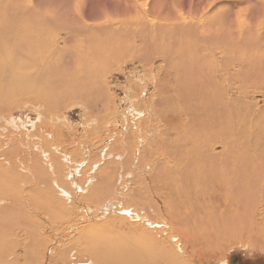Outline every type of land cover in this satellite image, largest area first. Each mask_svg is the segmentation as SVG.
<instances>
[{
  "label": "bare ground",
  "instance_id": "6f19581e",
  "mask_svg": "<svg viewBox=\"0 0 264 264\" xmlns=\"http://www.w3.org/2000/svg\"><path fill=\"white\" fill-rule=\"evenodd\" d=\"M23 8L27 7L17 5L0 11V16L4 13L0 18V55L14 52L16 58L14 63L10 59L0 61V111L17 109V100L43 102L47 110L60 101L84 103L91 96L101 101L104 85L99 80L96 88L90 87L95 75L91 62L94 56L73 47V51L63 54V48L54 46L57 28L42 17L41 10L33 6L32 12L26 13ZM92 16L97 18L95 14ZM167 23L177 26L162 29V39L156 37L145 45L151 50L156 47L152 52L163 56L168 66L154 72L157 81L153 96L146 102L129 101L127 107L130 121L141 112L153 119L157 116L160 142L156 144L151 139V145L146 142L139 167L135 165L130 173L122 172L119 181L113 171L117 167L115 160L111 168H107L105 161L104 166H90L106 152H99L87 165L71 170L74 183L70 185L77 187L79 193H85L81 187L84 180L88 181L86 186L92 181L89 191L96 196L89 198L88 203L109 201L104 215L125 216L118 221L105 216L79 228V245L70 252L55 250L50 257L54 263L189 264L193 256L204 250L246 240L256 242V236L264 233V44L254 35L250 22L245 25L243 21L205 16L198 23L188 19L182 26L174 21ZM145 31L140 30V39L145 38ZM77 34L69 30L66 41H73L82 49L85 40L82 35V41L79 40ZM85 35L102 39L95 29ZM37 36L43 38L40 46L35 43ZM184 42H189L192 52H183ZM129 48L116 51L121 57ZM38 57L43 61L47 58L48 67L39 63L28 72L26 64ZM69 57L75 64L74 71L66 75L57 72L60 63ZM168 58H176L177 64L174 66L173 62L172 69ZM257 92L261 98H248ZM89 109L93 111V105ZM145 118L146 123L144 120L140 125L146 128L149 120ZM136 127L121 133L122 137L136 134ZM79 139L81 143L82 137ZM156 149L159 152L154 157ZM133 153L130 150L126 156ZM5 174L6 171H0V181ZM5 176L13 179L16 186L14 177ZM38 178L35 175L34 180ZM66 182L58 176L56 185ZM66 189L60 194L66 196ZM21 194L14 197L20 198ZM23 194L34 208L31 195ZM8 209L16 206L0 199V228L6 227L2 219L12 216ZM25 221L22 229L41 246L44 238L31 233L26 224L34 223ZM3 235L0 230L1 249L8 245L2 241ZM35 249L31 243L32 256L36 255Z\"/></svg>",
  "mask_w": 264,
  "mask_h": 264
},
{
  "label": "rangeland",
  "instance_id": "374dc122",
  "mask_svg": "<svg viewBox=\"0 0 264 264\" xmlns=\"http://www.w3.org/2000/svg\"><path fill=\"white\" fill-rule=\"evenodd\" d=\"M17 5L27 7L23 8L26 13H31L33 6L42 11V17L57 28L54 46L63 48V54L76 48L93 55L91 62L95 67V75L90 87L96 88L99 80L104 85L105 93H100L101 101L93 96L84 100V103L74 100L70 103L60 101L52 110H47L43 102L34 101L31 104L17 100V109L0 111V171H6L5 175L9 174L17 182L13 186V179H7L5 175L0 181L3 189L0 199L16 206V209H8L12 213L11 217L2 219L6 224V227L0 228L4 234L2 241L8 245L5 249L0 247V264H58L50 258L54 251L75 249L81 242L78 240V229L104 219L106 215L103 213L109 204L106 200L94 205L88 203L89 198L96 196L89 191L92 181L86 186L88 181L84 180L81 187L85 193H79L77 187L70 185L74 183L71 170L76 166L87 165L99 152H106L90 166H100L105 161L107 168H111L115 160L117 167L113 171L119 181L122 172L130 173L135 165L139 167L141 151L146 142L150 145V139L156 144L160 142L156 115L153 119L150 114L144 115L141 112L130 121L127 111L129 101L146 102L149 96H153L157 81L154 72L159 69L162 71L168 66L163 56L152 52L157 50L156 47L151 50L145 44H150L156 37L162 39V29L177 26L167 22H178L182 26L188 19L198 23L205 16L221 18L222 21H243L245 25L250 22L254 35L264 44V0H2L0 11ZM3 14L1 13L0 18ZM92 14L97 15V18ZM94 29L101 33L102 39L97 35H85ZM69 30L78 33L76 36L79 40L82 35L85 40L82 49L75 46L73 41H66ZM140 30H147L144 39H140ZM35 43L40 46L43 38L37 36ZM122 47L130 48L120 57L116 50ZM182 50L185 54L192 52L189 42H184ZM41 53L43 54V50ZM7 59L16 62L15 53H1L0 61ZM168 60L171 61L172 69L176 58ZM188 60L189 58L186 61ZM70 61L69 57L61 62L57 72L66 75L68 71H74L75 64ZM39 63L48 67L49 61L47 58L43 61L42 57L33 58L26 64L29 68L27 71L32 72ZM176 64L174 62V66ZM257 93L248 95V98H261L260 93ZM7 101L11 102V98ZM90 105H93V111L89 109ZM145 117L149 120L146 128L140 125ZM134 125L137 126L136 134L122 137L121 133L133 130ZM46 133L48 134L45 135ZM114 145L120 146L116 148ZM130 150L134 153L126 156ZM158 152L156 149L154 157ZM114 153L118 156L114 157ZM106 156L109 158L105 159ZM90 172L91 170L85 172V177ZM35 175L40 178L34 180ZM58 176L66 179V184L56 185ZM127 179L126 177V181ZM125 185L126 189L128 185ZM63 188H67L66 196L60 194ZM21 192L20 198L16 199L15 194ZM23 192L31 195L34 208ZM50 193H54V196H49ZM42 205L45 207L38 209ZM127 205L135 208L134 205ZM61 209L63 213H60ZM138 212L142 216L141 211ZM124 216L123 213H114L106 217H113L118 221ZM25 220L36 224V228L34 224L26 225L31 233L44 238L41 246L30 240L22 229ZM105 232L109 234L108 230ZM111 234L113 236L112 230ZM16 237L18 241H15ZM256 237V242L253 240L250 243L246 240L236 242L237 244H222L211 251L204 250L199 256H193L189 264H264V233ZM171 238L178 241L176 236ZM45 241L49 243L45 244ZM31 243L36 246L35 256L29 252Z\"/></svg>",
  "mask_w": 264,
  "mask_h": 264
}]
</instances>
